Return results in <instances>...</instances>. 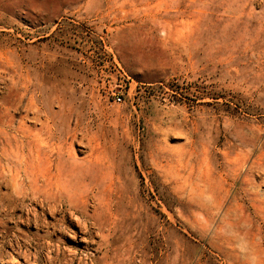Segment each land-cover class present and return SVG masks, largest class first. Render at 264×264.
Returning <instances> with one entry per match:
<instances>
[{"label": "rangeland", "instance_id": "rangeland-1", "mask_svg": "<svg viewBox=\"0 0 264 264\" xmlns=\"http://www.w3.org/2000/svg\"><path fill=\"white\" fill-rule=\"evenodd\" d=\"M0 168V264H264V0H0Z\"/></svg>", "mask_w": 264, "mask_h": 264}, {"label": "bare ground", "instance_id": "bare-ground-1", "mask_svg": "<svg viewBox=\"0 0 264 264\" xmlns=\"http://www.w3.org/2000/svg\"><path fill=\"white\" fill-rule=\"evenodd\" d=\"M29 87V86H28ZM32 87V86H31ZM33 88H34V86H33ZM35 89V88H34ZM28 90V89H27ZM40 90V89H39ZM38 91V90H37ZM25 92V91H24ZM33 93V92H32ZM37 93H39V92H37ZM25 94V93H24ZM55 96V95H54ZM61 96V95H60ZM39 97V96H38ZM35 98V97H34ZM41 98V97H40ZM33 99V98H32ZM68 99V98H67ZM43 100V99H42ZM40 101V100H39ZM37 102V101H36ZM70 102V101H69ZM67 103V102H66ZM88 104V103H87ZM90 104V103H89ZM30 105V104H29ZM52 105V104H51ZM62 105H63V103H62ZM69 105V104H68ZM91 105V104H90ZM28 106V105H27ZM39 106V105H38ZM61 106V105H60ZM31 107H32V105H31ZM36 107V106H35ZM34 107V108H35ZM86 107V106H85ZM84 107V108H85ZM29 108V107H28ZM37 108V107H36ZM65 108V107H64ZM32 109V108H31ZM38 109H39V107H38ZM30 110V109H29ZM66 110V109H65ZM74 110H76V108L74 109ZM87 110V109H86ZM39 111H40V109H39ZM43 111V110H42ZM80 111V110H79ZM35 113V112H34ZM71 113V112H70ZM85 113V112H84ZM86 113H87V111H86ZM85 113V114H86ZM27 114H29V112L27 113ZM38 114V113H37ZM47 114V113H46ZM62 115V114H61ZM74 115H75V113H74ZM25 116H27V115H25ZM49 116V115H48ZM63 116V115H62ZM70 117H71V115H70ZM103 117H104V115H103ZM28 118V117H27ZM32 118V117H31ZM36 118H38V117H34V119H36ZM65 118V117H64ZM63 118V119H64ZM69 118V117H68ZM60 119H61V116H60ZM59 119V120H60ZM87 119V118H86ZM109 119H110V117H109ZM66 120V119H65ZM69 120V119H68ZM78 120H80V118L78 119ZM49 121V120H48ZM58 121V120H57ZM72 121V120H71ZM107 121V120H106ZM60 122H62V121H60ZM88 122V121H87ZM112 124H118V121L117 120H111L110 121ZM50 123V122H49ZM67 122H64V125L66 124ZM45 124V123H44ZM104 124V123H103ZM47 125H49V124H47ZM105 125V124H104ZM120 125V124H119ZM61 126V125H60ZM78 126H79V123H78ZM64 127H66V125L64 126ZM76 127V126H75ZM110 128H112V127H110ZM45 129H46V127H45ZM62 129V128H61ZM77 129H78V127H77ZM120 129V128H119ZM71 130V129H70ZM74 130V129H73ZM72 130V131H73ZM108 133H110L111 131H110V129H107L106 130ZM58 132V131H57ZM25 133V132H24ZM56 133V132H55ZM59 133V132H58ZM62 133H63V131H62ZM71 133V132H70ZM73 133V132H72ZM51 134V133H50ZM66 134V133H65ZM112 134V133H111ZM118 134V133H117ZM120 134V133H119ZM94 135V134H93ZM30 136V135H29ZM62 136V135H61ZM57 137V136H56ZM59 137V136H58ZM117 137V136H116ZM32 138V137H31ZM118 138V137H117ZM39 139V138H38ZM34 141H35V139H34ZM38 141V140H37ZM41 141V140H40ZM52 141V140H51ZM54 141V140H53ZM20 143V142H19ZM21 143H23V142H21ZM33 143V142H32ZM43 143H45V142H43ZM47 143V142H46ZM45 143V144H46ZM41 144V143H40ZM26 145V144H25ZM28 145V144H27ZM29 145H31V144H29ZM38 145V144H37ZM48 145H49V143H48ZM48 145L47 146H42L41 148H43V149H46V154H45V158H44V164L45 165H43V166H41L38 170L36 169V171L35 172H33V174H34V176H33V180L35 181V183H37V185H38V181L40 180V179H42V181H45V183L47 184V186H49V187H54L55 186V190H56V192H59V193H63V192H65V191H67V194H68V200L69 201H67V202H70V204L71 203H73V202H76L77 203V201H79V200H82L84 197H85V195H81V193H79V192H77V190L72 186V185H70L65 179H64V177H63V173H64V165H63V163H62V159H60L59 157H60V155H62L61 153L62 152H60L59 150H56L57 148H51V147H48ZM32 146V145H31ZM38 147V146H37ZM31 148V147H30ZM41 148H40V150H41ZM25 149V148H24ZM24 149H23V151H24ZM33 150H35V149H33ZM38 152V151H37ZM36 152V153H37ZM41 152V151H40ZM21 153V152H20ZM27 153V152H26ZM32 153V152H31ZM35 153V155L37 156V154ZM5 154V153H4ZM7 154H9V153H7ZM6 154V155H7ZM93 154V153H92ZM96 154H97V152H96ZM33 155V154H32ZM34 155V156H35ZM53 155H56V160H55V162H53V158H52V156ZM15 156V155H14ZM13 155H12V157H14ZM17 156V155H16ZM39 156V155H38ZM70 157H71V159H69V160H72V158H74V156L73 155H69ZM100 156V155H99ZM102 156V155H101ZM2 157H4V156H2ZM8 157V156H7ZM11 157V158H12ZM18 157V156H17ZM40 157V156H39ZM38 157V158H39ZM64 157V156H63ZM91 157V156H90ZM9 158V157H8ZM21 158V157H20ZM20 158L18 159V160H20ZM22 158H23V156H22ZM52 158V159H51ZM75 158H77V157H75ZM2 159V158H1ZM5 159H7V158H5ZM15 159V158H14ZM65 159V158H64ZM78 159V158H77ZM83 159V158H82ZM85 159V158H84ZM89 159V158H88ZM10 160V159H9ZM13 160V159H12ZM32 160V159H31ZM36 160V159H35ZM41 160V159H40ZM66 160V159H65ZM68 160V161H69ZM86 160V159H85ZM3 161V160H2ZM34 161V160H33ZM33 161H31V162H33ZM76 161V160H75ZM88 161H90V160H88ZM94 161V160H93ZM5 162V161H4ZM3 162V163H4ZM14 163H15V161H13ZM41 162V161H40ZM43 162V161H42ZM77 162V161H76ZM79 162H82V160L81 161H78V163ZM86 162V161H85ZM100 162V161H99ZM20 163V162H19ZM39 163V162H38ZM70 163V162H69ZM73 163V162H72ZM72 163H70V164H72ZM36 164V163H35ZM74 164V163H73ZM72 164V166H75V165H73ZM77 164V163H76ZM86 164V163H85ZM1 165H2V163H1ZM15 165V164H14ZM13 165V166H14ZM21 165V164H20ZM26 165V164H25ZM25 165H23V169H25L24 168V166ZM32 165H33V163H32ZM4 166V165H3ZM8 166H9V164H8ZM94 166V165H93ZM6 167V166H5ZM10 167V166H9ZM15 168V167H14ZM36 168H37V166H36ZM66 168H67V166H66ZM65 168V169H66ZM72 168V167H71ZM1 169V168H0ZM12 169V168H11ZM78 169V168H77ZM8 170V169H7ZM67 170V169H66ZM65 170V171H66ZM70 170V169H69ZM68 170V171H69ZM1 171V170H0ZM16 174H17V171L18 172H20L17 168H16ZM24 171V170H23ZM73 171V170H72ZM6 172V171H5ZM53 172H54V174H53ZM67 172V171H66ZM68 173H72L71 171L70 172H68ZM75 173V172H74ZM77 173H78V171H77ZM30 174V173H29ZM76 174V173H75ZM3 175H5V173L3 174ZM16 176V175H15ZM20 176V175H19ZM2 177V176H1ZM8 177V176H7ZM7 177H5V178H7ZM12 177V176H11ZM71 177V176H70ZM66 178V177H65ZM8 179V178H7ZM55 179V180H54ZM70 179H72V178H70ZM75 179H76V177H75ZM1 180V179H0ZM6 180V179H5ZM10 180V179H9ZM12 180V179H11ZM7 181V180H6ZM73 181V180H72ZM80 181V180H79ZM83 181V180H82ZM86 181V180H85ZM84 181V182H85ZM1 182V181H0ZM41 182V181H40ZM11 184H12V181H11ZM73 184V183H72ZM78 184V183H77ZM84 184V183H83ZM82 184V185H83ZM81 185V184H80ZM81 185V186H82ZM32 186V185H31ZM8 187V186H7ZM38 186H36V188H37ZM88 187H90V186H88ZM95 187V186H94ZM93 187V188H94ZM12 188H13V192L15 193V195H21V194H23V186H22V180H20V178H17L14 182H13V184H12ZM31 188V187H30ZM47 188V187H46ZM76 188H78L77 187V185H76ZM9 189V188H8ZM11 189V188H10ZM42 189H43V187H42ZM42 189H40V192H41V190ZM49 189V188H48ZM86 189H87V186H86ZM85 189V190H86ZM26 190V189H25ZM34 190H36V189H34ZM55 190H54V193H55ZM108 190V189H107ZM90 191V190H89ZM94 191V190H93ZM10 192V191H9ZM38 192V191H37ZM97 192H99V191H97ZM105 192V191H104ZM66 193V192H65ZM64 193V194H65ZM85 193V192H84ZM94 193V192H93ZM102 193V192H101ZM100 193V194H101ZM107 193V192H106ZM100 194H99V196H100ZM104 194V193H103ZM103 194H102V197H103ZM1 195V194H0ZM26 195H27V193H26ZM34 195V194H33ZM54 195V194H53ZM95 195V194H94ZM98 196V195H97ZM105 196V195H104ZM107 196V195H106ZM109 196V195H108ZM13 197V196H12ZM35 197V196H34ZM38 197V196H37ZM59 197V196H58ZM57 197V198H58ZM101 197V196H100ZM1 198V197H0ZM24 198V197H23ZM31 198V197H30ZM33 198V197H32ZM55 198V197H54ZM89 198V197H88ZM88 198H86L85 197V199H88ZM112 198V197H111ZM27 199H28V197H27ZM35 199V198H34ZM34 199H33V201H34ZM49 199V198H48ZM59 199V198H58ZM82 200V202L84 203V204H86V201L87 200ZM54 200V199H53ZM57 200V199H56ZM104 200H106L105 198H104ZM22 201V200H21ZM50 201H51V199H50ZM25 202V201H24ZM35 202V201H34ZM47 202H48V200H47ZM90 202V201H89ZM22 203V202H21ZM38 203V202H37ZM51 203V202H50ZM80 203V202H79ZM96 203V202H95ZM107 203H111V201L110 202H107ZM106 203V205H108ZM55 204H56V202H55ZM62 204V203H61ZM89 204V203H88ZM103 204V203H102ZM9 205V204H8ZM12 205H13V203H12ZM23 205V204H22ZM35 205V204H34ZM43 205V204H42ZM79 205V204H78ZM77 205V206H78ZM96 205V204H95ZM110 205V204H109ZM30 206V205H29ZM44 206V205H43ZM70 206V205H69ZM92 206V205H91ZM104 206V205H103ZM2 207V206H1ZM6 207V206H5ZM9 207V206H8ZM35 207H37V209H32V210H30L28 213H27V216H28V219H29V217L30 216H33L32 214H34L36 217L40 214V213H38V209L39 210H43V207L41 206V204L38 206V205H35ZM51 207V206H50ZM53 207V206H52ZM51 207V209H50V211H49V213L51 214V215H57L58 213H60L61 212V210L58 212V211H56V209H55V206H54V208H52ZM74 207V206H73ZM100 207V206H99ZM32 208V207H31ZM30 208V209H31ZM101 208V207H100ZM6 209V208H5ZM17 210H19L18 208H16ZM61 209V208H60ZM94 209V208H93ZM106 209V208H105ZM49 210V209H48ZM68 209H66V211H67ZM85 210V209H84ZM102 210V209H101ZM101 210H100V212H101ZM16 211V210H15ZM21 211V210H20ZM28 211V210H27ZM44 211V210H43ZM62 211H64V210H62ZM68 212H69V210H68ZM67 212V213H68ZM80 212V211H79ZM98 212V211H97ZM48 213V212H47ZM46 213V214H47ZM71 215L72 216H75V215H77V209H72L71 210ZM94 213V212H93ZM103 213V212H102ZM101 213V214H102ZM107 213H108V211H107ZM44 214V213H43ZM79 214V213H78ZM84 214V213H83ZM100 214V215H101ZM50 215V216H51ZM92 215V214H91ZM108 215V214H107ZM44 216H45V214H44ZM52 216V217H53ZM69 216V215H68ZM81 216V215H80ZM80 216H77L76 217V223H78L80 226H81V228H80V231L82 232V233H84V234H86L87 233V231H89V230H87L88 228H89V226L87 225V223H85L84 222V220L80 217ZM84 216V215H83ZM82 216V217H83ZM59 217V216H58ZM63 217V216H62ZM65 217V216H64ZM85 217V216H84ZM102 217V216H101ZM39 218V217H38ZM44 218V217H43ZM48 218V217H47ZM46 218V219H47ZM98 218H100V217H98ZM58 219V218H57ZM95 219V218H94ZM103 219V218H102ZM42 220V219H41ZM60 220V219H59ZM58 220V221H59ZM98 220V219H97ZM29 221V220H28ZM35 221V220H34ZM43 221V220H42ZM98 221H100V220H98ZM97 221V222H98ZM102 221V220H101ZM100 221V222H101ZM37 222H38V220H37ZM57 222V221H56ZM61 222V221H60ZM84 222V223H83ZM106 222V221H105ZM29 223V222H28ZM50 223V222H49ZM54 223V222H53ZM52 223V224H53ZM57 223H59V222H57ZM67 223H69V224H74V222H73V219H67ZM99 223V222H98ZM35 224V223H34ZM88 224H90V223H88ZM99 224H101V223H99ZM29 225V224H28ZM56 225V224H55ZM65 225V224H64ZM62 226V225H61ZM71 226V225H70ZM73 226V225H72ZM93 227V226H92ZM62 228V227H61ZM71 228V227H70ZM63 229H64V227H63ZM100 229H101V227H100ZM69 230V229H68ZM75 230V229H74ZM72 231V230H71ZM56 232V231H55ZM62 233H64V232H62V229H61V232H60V234L62 235ZM66 233V232H65ZM101 234H102V232H101ZM58 250V249H57ZM56 250V251H57ZM63 251V250H62ZM31 254V253H30ZM28 255V254H27ZM32 257V256H31ZM105 260V259H104ZM51 261V260H50Z\"/></svg>", "mask_w": 264, "mask_h": 264}, {"label": "clouds", "instance_id": "clouds-1", "mask_svg": "<svg viewBox=\"0 0 264 264\" xmlns=\"http://www.w3.org/2000/svg\"><path fill=\"white\" fill-rule=\"evenodd\" d=\"M208 199L212 200L211 197ZM200 227L205 231L209 225L201 224ZM211 227L214 228V225ZM223 235L234 241L235 250L240 253L244 264H261V255L243 233L236 235L235 229H226Z\"/></svg>", "mask_w": 264, "mask_h": 264}, {"label": "built area", "instance_id": "built-area-1", "mask_svg": "<svg viewBox=\"0 0 264 264\" xmlns=\"http://www.w3.org/2000/svg\"><path fill=\"white\" fill-rule=\"evenodd\" d=\"M119 72L121 84H118L116 87L109 88L106 91V94L113 98L116 103H122L129 91V86L127 85L129 77L126 76V73L123 72L122 68H120Z\"/></svg>", "mask_w": 264, "mask_h": 264}]
</instances>
